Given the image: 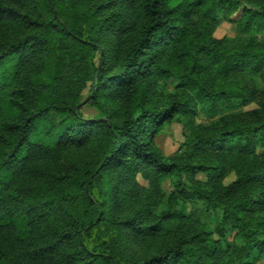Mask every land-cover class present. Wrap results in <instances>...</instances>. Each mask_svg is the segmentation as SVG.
<instances>
[{"label": "trees", "instance_id": "trees-1", "mask_svg": "<svg viewBox=\"0 0 264 264\" xmlns=\"http://www.w3.org/2000/svg\"><path fill=\"white\" fill-rule=\"evenodd\" d=\"M0 264H264V0H0Z\"/></svg>", "mask_w": 264, "mask_h": 264}, {"label": "rangeland", "instance_id": "rangeland-1", "mask_svg": "<svg viewBox=\"0 0 264 264\" xmlns=\"http://www.w3.org/2000/svg\"><path fill=\"white\" fill-rule=\"evenodd\" d=\"M240 15L239 13H235L234 15L231 16V19H221L220 23H218L213 31V35L217 38H222V37H228L231 39H240L242 38V36H246L242 33L239 32L238 29V25L236 23V21H234V19H238ZM263 36V35H262ZM175 81L173 80V82L171 83L170 86V90L173 91L174 90V83ZM85 96L88 94V89L84 91ZM257 106L256 102H252L250 104H248L247 106H245V109H251ZM82 112L84 113V115L86 116H90V115H95L96 113H98V110L96 107L90 105V104H85L82 107ZM228 111L225 110L222 113H227ZM222 113H218L216 116H214L213 118H210L208 116H206L203 113H200L197 117H196V123H204L207 124L209 123V121L211 120H215L218 117L221 116ZM185 122L182 119L181 121H173L172 123L168 124L165 129L159 133L156 137H155V141L158 144V146L162 149V151L164 152L165 155H167L168 157L173 156L174 154H176V152L178 151V147H179V143L182 140V129L184 126ZM200 178L202 179H206L207 175L206 174H200L199 175ZM235 174L231 173L226 179H225V183H229L230 181L235 179ZM145 183V185H148L147 182H143ZM164 190L166 193H169L173 187H172V183L170 180H166L164 182ZM213 218V220H215L214 216H211Z\"/></svg>", "mask_w": 264, "mask_h": 264}]
</instances>
